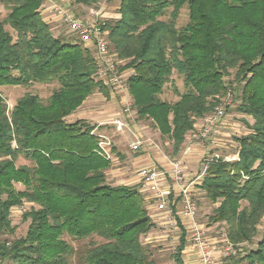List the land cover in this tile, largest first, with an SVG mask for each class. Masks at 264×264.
I'll list each match as a JSON object with an SVG mask.
<instances>
[{"label":"trees","instance_id":"16d2710c","mask_svg":"<svg viewBox=\"0 0 264 264\" xmlns=\"http://www.w3.org/2000/svg\"><path fill=\"white\" fill-rule=\"evenodd\" d=\"M69 1L81 11L100 3ZM0 6L7 11L0 20V87L58 84L45 105L27 93L7 111L0 95V264H69L73 248L63 235L104 241L79 264H154L142 244L155 225L143 196L109 183L112 162L100 153L95 125L66 120L93 93L109 98L92 56L75 35L43 21L42 0ZM184 7L187 21L178 27ZM106 29L120 70L132 72L127 85L137 121L150 122L172 154L197 119L236 92L235 110L253 120L250 132L236 138V160L206 164L198 188L217 204L207 225L224 222L234 245L252 242L264 216V0H121ZM174 74L184 92L169 103L160 96ZM18 157L31 165L16 166ZM24 203L25 235L3 239L15 232L11 210ZM179 240L173 259L183 264L184 230ZM243 262L264 264V232L236 263Z\"/></svg>","mask_w":264,"mask_h":264},{"label":"built area","instance_id":"2783aa9c","mask_svg":"<svg viewBox=\"0 0 264 264\" xmlns=\"http://www.w3.org/2000/svg\"><path fill=\"white\" fill-rule=\"evenodd\" d=\"M42 1L43 21L50 24L49 20L53 18L66 25L83 47L92 52L97 80L108 88L113 96L119 95V93L128 96L120 113L108 125L113 127L117 133L129 131L131 139L128 146L131 151L138 152L141 150V146L147 145L153 148V152H157L159 148L152 142V139L145 136L139 129H134V123L137 122H135L136 113L132 108V101L128 94L126 73L124 75V71H119L120 61L111 51L107 38L106 24L108 20L104 16V11L109 0H100L97 6L86 9L80 17L71 12L69 7L54 4V0ZM47 14L49 15L46 16ZM233 102L232 95L228 93L220 100L218 106L200 118V124L193 126L189 142L181 156L170 158L165 154L160 155L166 167L142 166L136 170L137 190L143 196L149 217L152 218L154 224L158 223L160 227H165L168 236L170 235L172 239H180L184 230L185 241L195 250L198 264H218L220 260H228L237 253V246L230 241L225 223H218L215 228V224L208 226L198 220V204L195 198L197 191L194 182L189 180L184 164L191 147L199 144L205 146L207 145L205 143L214 146L215 142L212 138L215 133L214 127L225 116L226 108L230 107ZM136 126L138 127V125ZM98 127L99 125L96 126V129ZM100 133L95 129L92 132L100 138L98 143L100 153L113 162L111 142ZM212 156L214 160L223 158L224 161H232L229 157H221L217 154ZM209 161H211V157L206 160L204 169ZM177 235L179 236L176 237ZM172 249L175 250L176 247Z\"/></svg>","mask_w":264,"mask_h":264},{"label":"rangeland","instance_id":"374dc122","mask_svg":"<svg viewBox=\"0 0 264 264\" xmlns=\"http://www.w3.org/2000/svg\"><path fill=\"white\" fill-rule=\"evenodd\" d=\"M73 9H74L72 10L73 13H75V15H77L78 17L83 15L84 11H79L80 9H76V6H74ZM187 12L188 11L186 7H184L181 10L180 17L177 21L178 27L185 25L187 21ZM6 13L7 11L2 6H0V20L5 17ZM49 22H50L49 25L51 28L57 29V26L59 24H57L55 20L50 19ZM60 25H61L60 30H62V35L68 36V34L70 33L68 27L64 25L62 22H60ZM6 29L9 30L8 28ZM89 53L90 55L92 54L91 51ZM122 62L121 61L119 62L120 66L118 69L120 72L124 71V75L126 73V77H127L132 72L128 70H120V67L123 64ZM226 80H228V78H226ZM57 88H58V84L56 82H53L50 84H32V85L24 86V87L22 86H1L0 95L4 99L7 111H10L12 107L16 104V102L27 93L36 95L40 99V102L43 105H45L47 104L48 99L50 95L52 94V92ZM183 92H184L183 80L181 77H178L177 75L174 74L172 76V83H167L165 85L160 97L163 101L173 103L179 99V95H181ZM230 93L233 96L234 102L230 107L226 108L227 111L225 110V116L214 127V131L217 130V132L215 131V133L212 135V138L215 141V144L213 146L214 148L209 149L207 147L202 146L201 144L197 145V153L199 155L195 157L198 158V160L195 161V164L193 163V165L190 166V169L192 170L190 171L193 173V176L194 175L196 176V174L200 173L204 169L203 164L206 163V159L209 157L212 151H214L213 153L221 157L231 156L232 158H235L233 160H236L237 159L236 152L238 150V144L236 142V138H240L250 132L246 128V124H250V125L253 124V120L248 116H245L243 114L236 112L235 109L239 103V100L236 98L237 96L236 92L235 93L230 92ZM119 95H121V98H120L121 100H118V101L119 102L121 101L120 104L123 107V105L125 104V96L123 95V93H119ZM117 99L116 101L115 100L114 101L117 103L118 109H120V104L118 103ZM108 100L109 99L104 97L102 93L95 92L92 95H90V97H88L89 102L84 105V109L86 110L94 109L95 111L97 110L100 111V109H103L105 105L106 107L109 105L108 103L110 100L109 101ZM66 120L68 121L67 118ZM136 121L137 119L135 120V122ZM109 122L102 123V126L99 124V127L101 126L100 128L101 130L98 127V129L95 128V131L101 132L100 134L106 137L107 140L111 142V146H112L111 153L114 156V161L111 163L109 168H111L115 174H118V175L121 174L122 177L126 175L131 176L133 174L135 176L136 170L139 168L137 166L139 165L138 164L135 165V163H133L134 160H138L142 157H147V155L150 157V159H153L154 157L155 158L154 160L156 159L162 160L163 158L160 156L162 154H165L166 156L170 158H174V157H177L179 153L184 150V148L187 146L189 142L188 139L190 136V132L186 134L185 140H184L185 143H183L182 148L179 151V153L172 154L171 143L166 138H160L159 133L152 128L150 122H138L137 121L136 124L134 123V129L135 128L138 129L136 125H139V123L144 125V129L146 130L145 136L151 138L152 142H154V144H156L160 150L158 149L157 152L156 151L153 152L152 147L143 145L141 146L140 151L133 152L130 150L128 146L130 139H131V135L129 131H127L126 133H117L115 130H113V127L108 125ZM90 124L96 125V123H93V122H90ZM130 129L132 131V128ZM205 144L209 145L208 143H205ZM191 152H193L192 147H191L189 154ZM201 152H204L206 156H203ZM212 159H213V156L211 157V160ZM15 165L16 166L31 165V163L25 160L23 157H18L15 161ZM109 183H114V181H109ZM122 183H128V181L124 182L123 180ZM14 187L17 190L24 189V187L20 184H14ZM195 198L198 204V220L202 224H205V225L210 224L209 218L213 214V209L217 206V204L210 203L208 200H206L202 196L200 192H196ZM245 205L246 203L242 202V206H245ZM29 207L30 206L27 203H24L11 210L10 220H11L12 226L15 227V232H14L13 237L5 236L3 239L12 240V239L19 238L25 235L29 221H23L22 215L29 209ZM149 218L152 224H154L152 221V218L151 217ZM221 223H224V222H220L219 224ZM217 226H218V223H215V228ZM263 232H264V216L258 225L257 234L252 239V242L236 245L237 246L236 255L225 261L220 260L218 264H237L236 262L240 258H242L245 254H247L248 251L254 250L256 248L257 242L261 240ZM178 236L179 235H177L176 237ZM145 238L146 240H142V244L150 252V257L154 264H176L173 259V255L176 252L175 251L176 249L174 250L172 248L177 247L179 245L178 244L179 238L172 239L170 235L168 236V233L165 227H160L158 223H156L154 225V228H152L146 234L144 239ZM62 239L66 241L69 245H71L73 248V255L69 260V264H79L80 258L83 256V254L85 253L87 249H89L90 247L94 245L104 243L102 239L96 236H92L88 239H73L66 235H63ZM188 245H189L188 243H185L184 250L186 247H188ZM4 264H9V263H4ZM242 264H245V262H243Z\"/></svg>","mask_w":264,"mask_h":264},{"label":"crops","instance_id":"0c3cea01","mask_svg":"<svg viewBox=\"0 0 264 264\" xmlns=\"http://www.w3.org/2000/svg\"><path fill=\"white\" fill-rule=\"evenodd\" d=\"M120 1L121 0H109L107 2L106 8H105V11H104V16L107 18V20H113V19L118 18V10H119ZM54 4L69 7L70 8L69 10L71 12H73L72 10H74L71 7V5H70V1L69 0H54ZM76 9H79V8L76 7ZM79 11H81V10H79ZM48 15L49 14H47L46 16H48ZM46 16L44 17L45 19H46ZM53 20H55V19H53ZM55 21H57V24H59L57 26V29H60V26H61L60 22L58 20H55ZM107 90H108V93H109V98L108 99L110 100V101L108 100L109 101V103H108L109 105L107 107L105 105L103 109H100V111H98V110L95 111L94 109L93 110H91V109L86 110V109H84V105L89 102L88 98H86V100L82 103V105L77 110H75L71 115H69L67 117L68 121L69 122H74L76 120H85L88 123L93 122V123H96V125L100 124L102 126V123L109 122L110 120L112 121L114 118H116L117 115L119 114V111L122 109V106L120 104L121 101L120 102L118 101V100H121L120 99L121 95L113 96L108 88H107ZM127 97L128 96H125V99ZM116 99H117L118 103L120 104V109H118V107H117V103L115 102ZM116 107H117V109H116ZM93 111H95V112H93ZM199 121H200V119H197L195 121L194 125H199L200 124ZM98 122H100V123H98ZM101 126L99 127V129L101 128ZM138 129L143 134L146 133L145 132L146 130L144 129V125H142L140 123L138 125ZM215 131L217 132V130H215ZM194 147H193V152H191L190 154H188L186 156V158L184 160V164H185V168H186V173L189 176V180H192L194 182V186H195L196 191L200 192V189L198 188V186L201 184L202 179H203V176H202L203 170L200 173L196 174V176L195 175L193 176V173L191 172L192 170L190 169V166L193 165V163L195 164V161L198 160V158H196V157L199 155L197 153V145H195ZM204 147H207L209 149L214 148V147L209 146V145L204 146ZM208 151H210V150H208ZM213 152L214 151H212V153L209 155V157L210 156L212 157V155L215 154ZM181 153H182V151L179 153L178 156H181ZM201 153H202L203 156H206L204 152H201ZM224 157H229L232 160L235 159V158H232L231 156H224ZM154 159H155L154 157H153V159H150V157L147 155V157H142V158H140L138 160H134L133 163H135V165L138 164L139 166H137V167H142V166H157V167L159 166V167H163V168L166 167L165 163H164V160H157V159L154 160ZM106 177H107L108 181H114L113 184H115V185H125V186H131V187L138 188L136 173H135V176L133 174L131 176L130 175L129 176L126 175V176L122 177L121 174L120 175L115 174L113 172V170L111 168H109L108 170H106ZM123 180H124V182L128 181L129 184L128 183H122ZM179 242H180V240H179ZM183 250H182L183 253L181 252L182 253L181 254V258H182V263L183 264H198L197 255H196V252H195V250L193 249L192 246L188 245V247H186L184 251Z\"/></svg>","mask_w":264,"mask_h":264}]
</instances>
